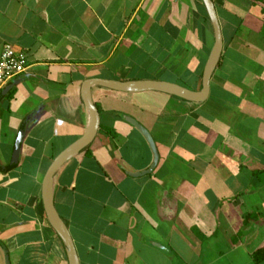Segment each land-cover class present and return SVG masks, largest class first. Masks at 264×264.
Here are the masks:
<instances>
[{"label": "crops", "instance_id": "crops-1", "mask_svg": "<svg viewBox=\"0 0 264 264\" xmlns=\"http://www.w3.org/2000/svg\"><path fill=\"white\" fill-rule=\"evenodd\" d=\"M212 2L223 48L204 102L91 88L98 133L53 178L80 264H255L264 245V0ZM5 45L25 54L27 69L0 101V242L11 264H69L42 182L90 124L83 82L199 91L212 25L201 0H0V55ZM123 116L154 140L151 174L120 168L140 172L153 161Z\"/></svg>", "mask_w": 264, "mask_h": 264}, {"label": "water", "instance_id": "water-1", "mask_svg": "<svg viewBox=\"0 0 264 264\" xmlns=\"http://www.w3.org/2000/svg\"><path fill=\"white\" fill-rule=\"evenodd\" d=\"M201 1L206 10L208 19L212 25V29L214 33V45L211 49V52L204 67L201 90L192 91L177 84L163 82V81L120 82L115 80L93 79V80H86L83 82L81 88V98L85 104L86 109L88 110L91 116L90 124L86 129L85 133L78 140H76L73 144L67 147L53 160L42 182V200H43L45 214L50 226L64 244V247L68 255L69 264H80V263L71 234L66 224L58 215L56 208L54 206L53 178L56 172L68 160H70L72 157L80 153L84 148L89 146L98 133V130L100 128V116L98 109L95 107L92 101L91 88L101 87V88L118 91V92H125V93H141V92L153 91V92H159V93L175 96L191 102H196V103L204 102L209 97L210 79L219 63L223 48V41H222V34L220 30L217 13L212 0H201ZM10 88L11 85L6 86L5 88L2 89V91L0 92V101L4 96L7 95ZM122 119L128 124H130L132 127H134L143 136V138L145 139V141L147 142L148 146L152 151L153 161L146 170L140 172L129 171L124 165H121L120 168L130 177H141L151 174L157 167L159 161V155L152 136L150 135L148 130L144 128L140 123H138L134 118L130 116H123ZM25 125L26 124H23L15 140L14 149L11 157V165H16L18 163L20 145L25 133ZM148 243L164 252L167 251L166 247H164L159 243L153 241H148ZM0 248L3 251L4 264H11L8 250L1 242H0Z\"/></svg>", "mask_w": 264, "mask_h": 264}, {"label": "built area", "instance_id": "built-area-1", "mask_svg": "<svg viewBox=\"0 0 264 264\" xmlns=\"http://www.w3.org/2000/svg\"><path fill=\"white\" fill-rule=\"evenodd\" d=\"M26 69L25 54L15 53L10 45H5L0 55V92L10 80L25 72Z\"/></svg>", "mask_w": 264, "mask_h": 264}, {"label": "trees", "instance_id": "trees-1", "mask_svg": "<svg viewBox=\"0 0 264 264\" xmlns=\"http://www.w3.org/2000/svg\"><path fill=\"white\" fill-rule=\"evenodd\" d=\"M253 218L254 217H252L251 215H246L245 220L247 219L251 220ZM251 258L255 264H260L264 262V245L261 248L257 249L256 251H254L251 254Z\"/></svg>", "mask_w": 264, "mask_h": 264}, {"label": "bare ground", "instance_id": "bare-ground-1", "mask_svg": "<svg viewBox=\"0 0 264 264\" xmlns=\"http://www.w3.org/2000/svg\"><path fill=\"white\" fill-rule=\"evenodd\" d=\"M55 182V181H54Z\"/></svg>", "mask_w": 264, "mask_h": 264}]
</instances>
